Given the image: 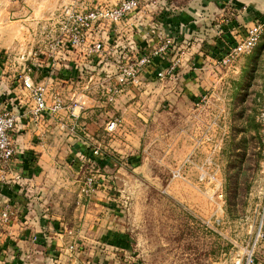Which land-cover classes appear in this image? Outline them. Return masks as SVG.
<instances>
[{"label":"rangeland","instance_id":"1","mask_svg":"<svg viewBox=\"0 0 264 264\" xmlns=\"http://www.w3.org/2000/svg\"><path fill=\"white\" fill-rule=\"evenodd\" d=\"M119 1L0 0V106L7 104L10 92L17 91L22 104L28 105V96L16 86L21 84L24 68L52 69L49 72L54 75L56 57L61 54L51 51L50 44L60 37V22L68 10L86 12ZM263 17L264 12L254 15L232 30L226 27L235 20L232 13L204 8L198 0H140V9L126 21L125 30L109 27L105 59H76L84 69L93 62L97 69L106 64L114 70L124 56L134 59L170 38L168 55L156 58V65L175 67L173 76L150 79L142 90L121 93L118 100L120 106L129 102L128 114L117 108L118 100L106 102L99 69L84 73L82 78L75 77L72 90L95 97V110H86L91 113L77 122L68 118L67 124L58 125L56 119L58 129L48 133L36 135L39 128L29 129L38 136L36 143L52 145L54 154L62 155L59 178L72 173L79 180L74 187H63L69 198L57 213L45 208L48 224L57 222V232L68 234L79 245L75 248L83 255L79 264H246L251 252L257 260H264V172L258 120L264 100V34L250 53L239 55L231 65L219 62L230 46L241 41L244 28ZM27 60L32 63L28 65ZM48 89L60 91L53 85ZM69 90L63 86L60 91L67 102ZM140 108L149 113L142 117ZM114 118L119 119V126L109 131L107 124ZM86 121L91 127L79 129L87 126ZM135 127L142 135H135ZM77 142L88 148L83 156L90 161L65 163L69 148ZM96 148L111 165L100 166V155L93 153ZM136 156L153 176L134 170ZM90 176L97 182L96 191L115 199L108 202H115L120 210L114 223L117 231L105 238L97 236L114 242L109 247L98 244L94 262L86 258L94 247L80 245L85 211L78 209L96 192L84 191ZM78 186L81 199L77 203L73 194ZM49 215L55 216L49 219ZM101 217L97 213L87 221L95 225ZM31 222L34 229L42 225L36 217L28 226Z\"/></svg>","mask_w":264,"mask_h":264},{"label":"crops","instance_id":"2","mask_svg":"<svg viewBox=\"0 0 264 264\" xmlns=\"http://www.w3.org/2000/svg\"><path fill=\"white\" fill-rule=\"evenodd\" d=\"M226 6L221 10L232 13L234 15L235 20L229 21V25H226L228 27L227 29H232L233 27H237L240 23L246 24L251 20V17L253 18L254 15L250 14L247 11V5L251 6H262L263 0H227ZM242 3L245 4L243 7H238L234 5V3ZM191 18H193V13L191 14ZM190 18V19H191ZM233 19V17L231 18ZM126 21L123 22V24L118 25L117 32L124 29V26H126ZM197 24V23H196ZM245 26V25H244ZM244 26H242L244 28ZM122 29H119V28ZM239 29V26L238 28ZM125 30V29H124ZM245 28H244V30ZM222 33V32H221ZM222 35L218 38L219 40H222ZM78 57H88L85 49H77L69 54H61V56L56 57L59 59V61L56 62V70L54 71L56 74H60L63 76H59L60 78L56 77L53 74H50L49 70L44 68L40 69L35 68L33 69L32 78L36 82H44L46 84H49L51 80L54 82L53 86L59 87L60 91L63 88V86L69 87V95L70 99L73 96L78 95L77 89L74 91L72 90V86L75 83L76 78L80 77L82 78L84 73L91 74L92 71L95 70L96 65L94 63H86L87 68L80 67L79 64H77ZM77 59V60H76ZM73 60V63H71ZM28 61V60H27ZM76 61V64L74 65V62ZM157 61L154 60L147 72L143 75L144 77V84L139 88L140 90L143 89V87H148L147 84H150V72L157 67ZM32 62H27L28 65H30ZM33 65H35L33 63ZM43 67L39 64V67ZM47 67H49L47 65ZM58 70V71H57ZM28 69L24 72L25 74L21 75V78L19 79L21 81V84L16 86H19L21 89L20 91L23 92L25 95L28 96V92L23 88V81L22 78L28 74ZM52 71V70H50ZM64 73V75H63ZM41 74V75H40ZM51 75V76H50ZM39 77V78H38ZM22 85V86H21ZM89 86V84H87ZM94 86V85H93ZM92 86V87H93ZM77 88V87H76ZM138 88H134V90H137ZM17 91V90H16ZM59 91V92H60ZM125 92H132V89H126ZM122 94H120L121 96ZM63 96V95H62ZM64 97V96H63ZM65 98V97H64ZM68 98V97H67ZM92 102L88 101V104L92 105V110L94 111L97 107L98 100L95 97H91ZM8 102L3 106L2 104L0 107H5L11 109L15 114L18 115V121L17 126L13 133V138L15 141L19 142V144H15L17 148V153L14 156L13 159V169L15 172H19L22 174V176L26 179L25 185L21 186L20 184L17 185H2L0 184V189H3V192H0V204L4 199L11 198L16 203V209H17V218L8 226H2L0 228V241L1 244L6 245V250H4V254L0 257V264H44L45 260L48 259L49 264H64L65 262L69 261V264H79L80 259L83 258V255L81 253H78L76 251V246L79 245L72 240L68 239V234L65 233H58L56 230L57 222L53 224L47 221L45 208H48L49 211H52L54 214L57 213L56 210H59L61 206L65 204V201L69 198L68 195L66 196V191L63 187L67 186L69 188L70 186L74 187V184L77 183L76 178H74V175H72L69 178L62 179L59 178V174L62 172L61 170H58L60 168H63L64 160L62 158V155L59 153L58 155L54 154L55 148L51 145L42 142V143H36V139L34 137V134L29 131L31 127H37L39 128L36 131L37 134H44L45 132L54 131V129H58L57 124H67L68 118L71 120H75L77 122L78 118L80 117H88V115L91 113L89 111H86L82 113L78 118L71 117L69 114L65 111H62L59 114L54 115H43L39 118H35L32 114V101L30 97L28 96L27 100V106L23 105V101H21V98L19 96V92H10L8 97ZM118 100V98H117ZM124 101V100H123ZM119 102V100L117 101ZM126 104H121L120 102L117 105V108L123 110L125 113H129V106ZM99 105V104H98ZM90 109V108H89ZM140 115L143 117L145 116L147 112V109L140 108ZM152 111H150L151 113ZM65 115V116H63ZM67 115V118H66ZM110 115V112L108 113ZM149 117V116H148ZM151 118V116H150ZM59 119V122L55 123V120ZM67 119V120H66ZM54 121V122H52ZM86 127H79V129L84 130L91 127V124L86 121ZM54 128V129H53ZM36 129V128H35ZM72 131H75V129H71ZM125 130L127 132L131 133L128 128L125 127ZM141 134L140 130L135 127V135ZM123 148V147H122ZM70 149V154L67 156L66 161L73 164V160H80L81 163L84 161L85 163L89 162L86 157L83 156L85 154L88 148H86L82 143L77 142L72 144V147ZM57 151V149H56ZM81 153V158L84 157L85 160H81L80 157H77ZM133 159H135L134 165L137 167L134 170L141 171L140 173L144 176L149 174L150 176H153L152 170H148V167H146L145 162L142 163L139 162L140 156H136ZM97 161L99 162L100 166L111 165V162L109 158L105 157H98ZM70 168H72L69 165ZM76 167V166H75ZM75 167L73 170L76 171ZM70 173V170H68ZM77 190H74V199L76 198V202H80L81 195L78 190H80V186L76 188ZM79 193V194H77ZM35 194L38 195L35 196ZM65 194V196H64ZM76 195L79 196V198L76 197ZM107 199V200H106ZM108 199H111L112 201L115 199H112V197L108 196L103 191H96L95 194H93L90 199L88 200L85 198L86 205H83L82 207H78V209L82 208L85 217V223L81 226V240L80 245L89 246L90 248L94 247L92 250H89L88 255L86 258L89 261H97L96 254L99 253L95 248H99L97 245L100 243L103 244L102 247H109L112 246L114 240L110 239H98L99 237H106L111 235L112 233H115L117 230L114 229L115 226V217L119 216V209H117L118 204L115 202H108ZM86 208V209H84ZM101 212H104L105 215H102ZM99 213L100 221L95 222V225H90L88 223V217L91 219L92 217L96 216V214ZM113 215H109L112 214ZM55 215H49V219H52ZM110 216V217H109ZM33 217H36L39 221L42 222V225L34 229L32 227V223L28 226L30 221ZM112 217V218H111ZM109 218L110 222H108L106 219ZM54 225V228L53 226ZM89 227H92L93 229H96V232H91ZM91 233H90V232ZM34 237V238H33ZM114 237V236H113ZM70 238V237H69ZM74 243L75 247L74 249H70V245ZM107 243V244H106ZM259 261V260H258ZM260 264H264V260L259 261Z\"/></svg>","mask_w":264,"mask_h":264},{"label":"built area","instance_id":"3","mask_svg":"<svg viewBox=\"0 0 264 264\" xmlns=\"http://www.w3.org/2000/svg\"><path fill=\"white\" fill-rule=\"evenodd\" d=\"M140 9V0H120L113 6H95L83 11L68 10L65 17L60 22L61 35L55 43H51V51L56 54H69L77 49H85L88 57H102L108 54L106 40L109 38V27L123 24ZM264 34V17L257 20L246 30L241 41L230 46L225 53L219 57L222 65H231L234 60L241 54L250 53L262 40ZM166 37V36H165ZM172 40L167 38L159 48H152L150 52L140 53L134 59L118 60L116 68L109 70L106 64L99 66L101 72L100 85L106 95V102L113 104L118 96L126 89L141 88L144 83L143 75L147 72L156 58H164L168 55V48ZM46 55H50L46 53ZM52 57V56H50ZM165 59V58H164ZM73 63V60H71ZM76 61L74 62V65ZM78 64V63H77ZM100 64V63H99ZM95 65V64H94ZM54 66V65H53ZM173 65L156 67L150 72L152 80H164L173 76ZM34 67L28 68V74L23 78V88L28 92L33 105L32 114L35 118L43 115H54L65 111L71 117L78 118L83 112L92 107L88 101L92 102L90 95L86 93L73 96L69 102L57 92H50L49 87L54 84L51 80L49 84L36 82L32 78ZM97 69V65L95 70ZM52 70V69H50ZM53 71V70H52ZM58 71V70H57ZM58 78L59 75L54 72ZM51 76V75H50ZM93 77V76H92ZM89 87V86H87ZM206 97L204 96L203 99ZM260 123L261 138L260 151L263 155V172H264V100L258 115ZM18 115L11 109L0 107V184L2 185H25V178L21 173L13 169V159L17 153V148L13 138V131L17 126ZM119 119H111L107 124L109 131L117 130ZM93 153L100 155L99 149L96 148ZM97 182L92 176L88 177L85 182L84 191L87 194L96 191ZM261 214L264 218V188L262 192ZM17 218L16 203L13 199L7 198L0 204V228L10 225ZM263 225L261 226V230ZM69 235L73 232L69 231ZM75 244L70 245L74 249ZM6 250L5 244L0 241V257ZM1 259V258H0ZM2 260V259H1ZM246 264H260L251 252L246 259Z\"/></svg>","mask_w":264,"mask_h":264},{"label":"water","instance_id":"4","mask_svg":"<svg viewBox=\"0 0 264 264\" xmlns=\"http://www.w3.org/2000/svg\"><path fill=\"white\" fill-rule=\"evenodd\" d=\"M227 2H228L227 0H198V3L202 7L206 8L207 6L208 8L218 9V10H222L226 6ZM233 3L234 5L238 7H243L245 5L239 2L238 3L233 2ZM262 4L263 5L260 7H257L256 5L255 6L247 5V11L252 15L263 13L264 12V0L262 1ZM197 6L199 5L197 4ZM44 264H49L48 259L45 260Z\"/></svg>","mask_w":264,"mask_h":264},{"label":"trees","instance_id":"5","mask_svg":"<svg viewBox=\"0 0 264 264\" xmlns=\"http://www.w3.org/2000/svg\"><path fill=\"white\" fill-rule=\"evenodd\" d=\"M63 75H64V73H63ZM62 76V75H61ZM63 77V76H62ZM4 190L3 189H0V192H3ZM6 246V245H5Z\"/></svg>","mask_w":264,"mask_h":264}]
</instances>
